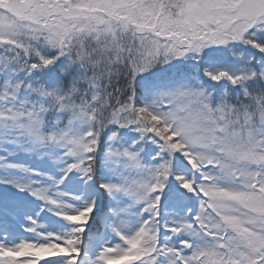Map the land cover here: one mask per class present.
Here are the masks:
<instances>
[{
  "label": "snow or ice",
  "instance_id": "obj_1",
  "mask_svg": "<svg viewBox=\"0 0 264 264\" xmlns=\"http://www.w3.org/2000/svg\"><path fill=\"white\" fill-rule=\"evenodd\" d=\"M0 264H264V0H0Z\"/></svg>",
  "mask_w": 264,
  "mask_h": 264
}]
</instances>
